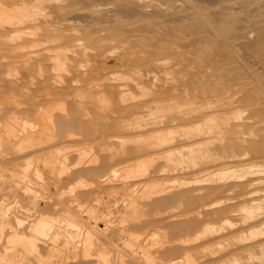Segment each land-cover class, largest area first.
Instances as JSON below:
<instances>
[{
	"label": "bare ground",
	"instance_id": "obj_1",
	"mask_svg": "<svg viewBox=\"0 0 264 264\" xmlns=\"http://www.w3.org/2000/svg\"><path fill=\"white\" fill-rule=\"evenodd\" d=\"M216 1L0 0V94H8L0 102V264H111L104 247L93 252L94 228L85 229L71 207L82 208L78 189L117 184L124 198L112 203L126 214L146 216L148 201L174 191L205 200L186 211L191 231L171 242L182 254L166 264H199L200 257H220L210 264H264V72L246 56L264 57V16L257 14L260 4L240 0L260 19L252 22L256 14L249 9L251 24L246 19L248 29L238 31V20L241 29L245 21L237 11L245 8L234 16L236 1L219 0L213 7ZM191 34L204 52L201 59L227 62L226 78H218L221 67L218 75L182 67L187 53H194V47L187 52L193 43L184 46ZM123 38L133 47L124 42L118 48ZM34 71L43 83H36ZM72 110L76 123L59 126ZM82 122L102 124L81 137L74 129ZM98 162L106 174L93 175ZM46 200L61 209L58 216H44L39 204ZM181 200L155 207L152 218L175 211ZM96 206L88 218L102 222L96 231L106 235L115 207L107 205L108 212ZM20 211L27 212L24 218ZM62 222L69 229H61ZM119 225L123 246L140 262L157 264L152 247L161 233L151 225L147 236Z\"/></svg>",
	"mask_w": 264,
	"mask_h": 264
},
{
	"label": "rangeland",
	"instance_id": "obj_2",
	"mask_svg": "<svg viewBox=\"0 0 264 264\" xmlns=\"http://www.w3.org/2000/svg\"><path fill=\"white\" fill-rule=\"evenodd\" d=\"M219 1V0H218ZM218 1H216V2H212V4L213 3H216V4H218L217 2ZM231 1V2H230ZM228 0V2L229 3H234V1H236V3L237 4H239L238 2H240V0ZM249 1L250 0H248V1H245V2H247V3H249ZM255 2H256V5L257 4H262L261 6L259 5H255L254 6V3L255 2H253V0H251L250 1V6H252V7H255V8H258V10L259 11H263L261 14L259 13V11H258V13L257 12H255V8H252V7H248V4L246 5L245 4V2H244V6H242V4L240 3L238 6L237 5H235L236 3H234V5L236 6V8H235V6L232 8V9H234V10H231L230 12H231V14L233 13L234 14V12L236 11V9L237 10H239V9H244L245 8V10H239V11H237V13H238V15H242V14H244V16H243V20L245 21L246 19H247V21H248V23H249V21H250V19L251 18H249V17H252V15H250L253 11L255 12V14L257 13V14H259L261 17H263L264 16V9H261L262 7H264V0L263 1H260V0H254ZM260 2H262V3H260ZM220 4V3H219ZM218 4V5H219ZM211 5V4H210ZM214 5L215 4H213V7H214ZM220 6V5H219ZM247 8H246V7ZM212 6H207V11H209V8H211ZM215 7H217L216 5H215ZM261 7V8H260ZM206 8V7H205ZM239 8V9H238ZM253 9V11L251 10H249V9ZM248 9V10H247ZM247 10V11H246ZM257 10V9H256ZM248 13V11H250L248 14L250 15V16H248L247 15V13ZM241 12V13H240ZM245 12V13H244ZM253 12V13H254ZM232 14V15H233ZM245 14H246V16H245ZM257 14L254 16V20L253 19H251V21L253 22V21H255V18H257ZM236 15V12H235V14H234V16ZM260 16L256 19V20H258V19H260ZM247 17V18H246ZM214 18H215V16H214ZM213 18V19H214ZM216 18H217V16H216ZM253 18V17H252ZM217 19H219V18H217ZM238 19H239V17H238ZM249 19V20H248ZM214 20H216V19H214ZM247 21H245V23L243 24V29H241L242 27V23H241V21L240 20H238V31H242V30H246V28L248 27V25L249 24H251V21H250V23L249 24H246L247 23ZM240 22V23H239ZM247 25V26H246ZM246 26V27H245ZM245 27V28H244ZM248 29V28H247ZM228 34V33H227ZM192 36H193V34H191ZM226 35V34H225ZM196 37H197V35H196ZM194 38V41L192 40ZM125 39L126 38H123V42H118L117 43V47L119 48L120 47V45L121 46H124L123 45V43L125 42ZM188 39H189V41H186L185 42V45L184 46H191L192 45V43H193V46L192 47H188V50H187V52H190L191 50L190 49H192L193 47H194V49H192V50H194L193 52V54L192 55H190L191 54V52L188 54L187 52V60H186V63H188L187 65H186V63H185V67H184V64H183V68H187V70H189V72L190 73H196V72H198L197 70L199 69V70H201L202 71V69L203 70H205L206 71V69H209V70H207V73L208 72H210V73H208V74H211V73H214L216 70H217V74H216V72H215V75H218V72H219V74L221 73H223L224 75H220L219 77L218 76H216V77H218V78H223V76L225 77H227V74L229 73L228 71H229V69L228 68H226V69H228V71H224V70H226L225 68H222V67H228V64H227V62L224 60V59H222V58H220V59H218V61H215V62H207V59H206V57H205V59H201V57L202 58H204V56L205 55H203V51H200L199 50V48L198 47H196V45L194 44V42H195V37L193 36V37H191V41L192 42H190V37L188 36ZM127 40V39H126ZM235 40H233V44L234 43H236V41L234 42ZM127 42V41H126ZM126 42L124 43V44H126ZM131 41H129V42H127L128 43V46H124L125 48H130V47H133V46H131L130 44H132V42L130 43ZM119 43H120V45H119ZM188 43H190L189 45H186V44H188ZM232 43V42H231ZM133 45V44H132ZM127 48V49H128ZM135 49L137 48V47H134ZM139 49V48H138ZM141 49V48H140ZM187 49V48H186ZM185 50V49H184ZM190 50V51H189ZM186 51V50H185ZM197 52V53H196ZM202 52V53H201ZM253 52V51H252ZM254 53V52H253ZM252 53V54H253ZM255 53H257V52H255ZM194 54L197 56H194ZM199 54H201V55H199ZM251 54V52H249L248 54H246V56L247 55H249V58L247 57V60H250L249 62H251V64H252V66H254V65H256V68L255 69H257L258 71H260V75H261V73H262V71L264 72V57L262 56V55H260L259 53H257V54H259L258 55V57H257V54H253V56H251L250 55ZM198 55H199V57H198ZM203 55V56H202ZM254 55H256L255 57H257V58H253L254 57ZM201 56V57H200ZM251 56V57H250ZM166 59H171L172 58V56L171 55H165L164 56ZM168 57V58H167ZM170 57V58H169ZM190 58H192V61H190L191 59ZM200 58V59H199ZM252 58L253 59H255L254 60V62L252 61ZM199 59V60H198ZM257 59V60H256ZM202 60H205V61H203L204 62V64H205V69L203 68V62H200V61H202ZM222 61H224V64H222L221 62ZM190 62H194V65H193V63H190ZM226 62V63H225ZM196 63V64H195ZM214 63H216V65L214 64ZM258 63V64H257ZM260 63V64H259ZM192 65V66H194V68H195V71H194V69L192 68V66H190V65ZM203 64V65H202ZM207 64H209L210 66H211V64H213L212 65V68L209 66V65H207ZM195 65H197V66H195ZM220 65V66H219ZM225 65V66H224ZM187 66V67H186ZM202 66V67H201ZM215 66H217V67H215ZM0 67H3L2 66V64L0 63ZM191 67V68H190ZM220 67L222 68V70H223V72H221L222 70L220 69ZM210 68L212 69V70H210ZM197 69V70H196ZM214 69H215V71H214ZM218 69H220V70H218ZM0 70H1V68H0ZM227 72V73H226ZM4 74V73H3ZM2 73L0 74V75H3ZM34 74V76H36V83H43L41 80H38L39 79V77H38V74H36L35 75V71H34V73H32V75ZM263 74V73H262ZM225 77V78H226ZM39 81V82H38ZM5 94V95H4ZM3 95L2 94H0V102H2V103H4L6 100H7V95L8 94H6V93H4ZM6 97V98H5ZM22 97H24V96H22ZM22 97H20L21 99H22V101H27L26 99H28V97H24V98H22ZM4 98H5V100H4ZM6 107V106H5ZM73 111V110H72ZM70 112L71 113V115H73L72 117L70 116L69 117V119H65V118H58L57 120V124L59 125V126H63V123H65L66 125L67 124H69V122H74V123H76V119H74V117H75V113H74V111L73 112ZM95 117H97V118H99V120H100V116H97V115H95ZM68 120V121H67ZM75 120V121H74ZM100 121H102V120H100ZM61 124V125H60ZM80 124V122L78 123V125ZM91 124V123H90ZM89 123L88 124H86V123H84V122H82L81 123V125L80 126H77L74 130L75 131H79V132H81L82 134H81V137H85V136H88V134H90V133H93L94 131H95V129L97 128V125L99 126L100 124H102L101 122L100 123H94V125L93 124H91V126H89L90 125ZM68 126V125H67ZM66 127V126H65ZM64 126H63V128H65ZM79 127V129H77ZM85 127L87 128V129H85ZM88 127H90V128H88ZM66 129V128H65ZM85 130V131H84ZM88 130V131H87ZM88 134H87V133ZM86 133V135L84 136V134ZM96 151L98 152V149H96ZM33 155H35L34 153H32ZM32 154H30L33 158L32 159H34V156L32 155ZM72 154H73V156L75 157L76 156V154L74 153V152H72L71 153V159H70V161H74V157L72 156ZM107 154V153H106ZM105 153H103V154H99V155H101V159L100 160H104L105 161V159H103L102 157H103V155H105V156H107ZM99 164V165H98ZM102 164V163H101ZM99 162L98 163H95V164H92L93 165V167L94 168H92V165H91V167H87L88 169H90V168H92V169H90L91 171H92V173H93V175L94 174H96L97 175V173L99 174V171L101 172V175H103L104 173L106 174V172H107V169H103V168H99V166L101 165ZM107 164V162H104L103 163V165L105 166ZM109 164V163H108ZM108 164H107V166L106 167H108ZM97 166V167H96ZM99 168V169H98ZM98 171V172H97ZM106 171V172H105ZM109 173V172H108ZM93 175H91V176H93ZM95 175V177H89L88 176V178L90 179L91 178V180H94L93 178H95V180H96V178H97V176ZM67 185V184H66ZM118 185V184H117ZM110 185L109 187L110 188H108L107 189V186H94L93 188H88V189H78L77 190V195H79L80 197H81V199H82V197H83V199H82V202H83V205H82V210L78 207V206H76V205H73V207H71V210L72 209H75V210H72L73 211V213L75 214V213H77V215H78V213H79V215L81 216V218H82V222H83V224L82 225H84V227H85V229H86V227L88 226V224H90V225H92L93 226V228H94V236H92V238H91V240H90V242H92L91 243V245H92V249H93V252H96V250H98V249H100L101 248V250H103V247L105 248V250H107V251H109L110 252V255H111V259H112V261H111V264H122L121 263V260H123L122 262H127L126 264H142L143 262V264H147V263H145V261H141L140 262V260H138V258H137V255H135L134 254V252L133 251H130L131 249H129L128 247H124L123 246V244H122V241L120 242V240L121 239H119V234L117 233L118 232V227L120 226L119 224H121V225H124L125 226V228L126 229H128V230H130L129 232H133V233H137V234H142V235H145V236H147L148 234L147 233H149L148 231H151V230H153V231H156V230H158V232H160L161 233V236H159V240L160 241H157L156 242V244L154 243L157 239H155L154 240V242L153 241H149V243L150 242H152V243H154V246L152 247V256L153 255H155L154 257H155V261L157 262V264H159V262H161V264H163V263H167L169 260H171L172 258H178V257H180L181 256V252H180V250L178 249V248H176V246H174L175 244L173 243H171V242H173V240H175V238H177L178 236H180V235H182V234H186V233H188L189 232V230L191 231V229H190V227H192V226H190L189 224H188V226H190L189 227V229H188V227H187V229H186V224L187 223H190V222H192V221H189V222H187L188 220H186L185 218H184V216H185V214H188L187 212H190V210L192 211V210H194L195 208H197L200 204H202L205 200H203V199H200V198H197L195 195H193V194H191V193H188V192H186L185 194H183V193H181L180 195L179 194H177L178 192L177 191H174V193L175 192H177V193H175V195H174V193L172 192V194H170V195H167V196H169V199H168V197L167 196H161V197H159V196H156V197H154V198H152V202L154 203V204H152V202L150 201H148V203L150 204V206L149 207H151L150 209L152 210H150L149 208H148V210H146L143 214L144 215H146V214H148V215H146V216H140L139 214H132L133 213V211H128V214H126L127 213V211L125 212V209H123V208H119V210L116 212V210L118 209V207H120V206H118L117 205V209H116V206L114 205L115 203H114V200H115V202H118V203H116V204H120L121 203V201H122V198H124V195L121 193V191L119 192V190L118 189H121L123 186H122V184L121 185ZM64 187H66L65 186V184L63 185ZM99 187V188H98ZM101 187V188H100ZM103 187V188H102ZM106 187V188H105ZM114 187H117V188H115V191H111V189L113 188L114 189ZM119 187V188H118ZM104 190V191H103ZM106 190V191H105ZM110 190V191H109ZM99 191H103L102 193L105 195V196H101V198H100V195L98 194V192ZM107 191H108V193L109 192H112L111 194L109 193H107ZM117 191V192H116ZM97 194V195H96ZM102 195V194H101ZM106 195L107 196H109L108 198L106 197ZM122 195V196H121ZM172 195L173 196H175V197H172ZM192 195V196H191ZM67 196V195H66ZM66 196L64 197V200H66V199H68V197L66 198ZM178 196V197H177ZM104 197H106L107 199H105ZM196 197V198H195ZM225 197H229V194L228 195H226ZM230 197H233V195L232 196H230ZM96 198V199H95ZM97 198H100V199H97ZM160 198V199H159ZM178 198H180V200L182 201V204L180 205V207L179 208H177L175 211H172V212H170V213H165V214H162L163 216H155L154 218H152L154 215H153V213H154V211H157V209H164V208H166V206L168 205V203H170L171 202V204H170V207H171V205H173V204H175L176 203V201L178 200ZM86 199V200H85ZM88 199V200H87ZM93 199H95V200H97V201H101L102 202V204L100 203V204H98L100 207H101V209H105L106 207H107V205H108V207L110 206L111 207V209H112V207H115V208H113V210L114 211H112L113 212V214H112V212H110L111 210L109 209H107L106 208V210H108V212H110L111 213V215H113L114 217H112L111 218V220L113 221V224H115V225H113V224H110L111 226H109V229L110 230H108V233H106V235H105V233L104 234H101V233H97V231L98 230H100L99 229V226L100 227H103V224H101L102 222H99L98 221V223H95L92 219H89L88 217V209L90 208V207H92V205H94V206H96L95 205V203H94V200ZM114 199V200H113ZM157 199V200H156ZM162 199V200H161ZM90 200V201H89ZM109 200H111V201H109ZM113 200V201H112ZM165 202H164V201ZM105 203H104V202ZM107 201V202H106ZM202 201V202H201ZM45 202V203H44ZM44 202H40V204H39V207L41 208V211L43 212V214H44V216H46L47 214H48V216L49 215H52V217L54 216V217H56V216H58L59 214H60V211H61V209H59V207L57 208L56 206H55V204H54V202H48L47 200L46 201H44ZM47 202V203H46ZM89 204H88V203ZM90 202L92 203V204H90ZM114 204H113V203ZM143 204L144 203H147V202H142ZM200 203V204H199ZM155 204H156V206H155ZM160 204V205H159ZM50 205V206H49ZM87 205V206H86ZM96 206L97 208L99 207V206ZM105 206V208H104V206ZM112 205V206H111ZM114 205V206H113ZM164 205H166V206H164ZM72 206V205H71ZM75 206V207H74ZM102 206H103V208H102ZM183 206V207H182ZM185 206V207H184ZM78 207V208H77ZM157 209H156V208ZM162 207V208H161ZM167 207H169V205L167 206ZM43 208V209H42ZM57 208V209H56ZM77 208V209H76ZM155 208V209H154ZM53 209V210H52ZM84 209V210H83ZM162 209V210H163ZM46 210V211H45ZM78 210V211H77ZM150 210V211H149ZM154 210V211H153ZM178 210V211H177ZM57 211V212H56ZM187 211V212H186ZM26 211H20L19 213H20V215H21V217H22V215H23V213H25ZM47 212V213H46ZM116 212V213H115ZM123 212V213H122ZM130 212H132V213H130ZM186 212V213H185ZM27 213V212H26ZM26 213L24 214V216L22 217V218H24L25 217V215H26ZM54 213V214H53ZM56 213V214H55ZM81 213V214H80ZM85 213V214H84ZM173 213V215H171ZM179 213V214H178ZM121 214H123V215H121ZM168 216H167V215ZM78 215V216H79ZM121 215V216H120ZM124 215H125V217H126V215H128L127 217H128V219H126V218H124L125 219V221H124V223H118V220H120V217H124ZM150 215V216H149ZM153 215V216H152ZM132 216V217H131ZM137 216H139V217H142V218H140V220L138 219V217ZM148 216V217H147ZM178 217V218H176V217ZM136 217V218H135ZM165 217H167V218H165ZM183 217V218H182ZM119 218V219H118ZM121 218V219H122ZM130 218V219H129ZM135 218V219H134ZM173 218H176V219H173ZM88 220L86 223L84 222V220ZM173 219V220H172ZM145 220V221H144ZM128 221V222H127ZM136 221V222H135ZM147 221H148V223H147ZM115 222V223H114ZM138 222V223H137ZM153 222V223H152ZM92 223V224H91ZM104 223V222H103ZM165 223V224H164ZM128 224V225H127ZM155 224V225H154ZM161 224V225H160ZM55 225V224H54ZM61 225H63L62 227H60L61 229L63 228V230L64 231H66L65 230V228L66 229H69V227H68V225L67 224H65L64 222H62L61 223ZM105 225V224H104ZM151 225V226H150ZM157 225V226H156ZM165 225V226H164ZM185 225V226H184ZM95 226V227H94ZM151 227V230H150V227ZM168 226V227H167ZM178 226V227H177ZM83 227V226H82ZM83 227V228H84ZM134 227V228H133ZM149 227V228H148ZM157 227H159V228H157ZM184 227V228H183ZM92 228V229H93ZM176 228V229H175ZM60 229V230H61ZM155 229V230H154ZM62 230V231H63ZM97 230V231H96ZM113 230V231H112ZM115 230H116V232H115ZM127 230V231H128ZM148 230V231H147ZM164 231V232H163ZM143 232H145L144 234H143ZM115 233V234H114ZM147 234V235H146ZM166 234V236H164ZM83 235V234H82ZM81 235V236H82ZM101 235V236H100ZM103 235V236H102ZM80 236V237H81ZM96 236V237H95ZM99 236V237H98ZM150 236V235H149ZM148 236V237H149ZM79 237V238H80ZM101 237L103 238V239H101ZM167 237V238H166ZM76 238V237H75ZM82 238H84V237H81L80 239H82ZM106 238V239H105ZM117 238V239H116ZM157 238H158V236H157ZM78 239V238H77ZM97 239V240H96ZM107 241H105V240ZM165 239V240H164ZM167 239V240H166ZM62 240H64V237L63 238H61V240H60V242L61 243H63L62 242ZM103 240V241H102ZM171 240V241H170ZM111 243H110V242ZM113 241V242H112ZM143 241H144V237L142 236V238H140V240H139V243L137 242V244H141V243H143ZM162 241H165V244H164V242H162ZM170 241V242H169ZM79 242V241H78ZM102 243V244H100V243ZM141 242V243H140ZM159 242H161V244L159 243ZM168 242V243H167ZM60 243V244H61ZM75 243H77V242H75ZM95 243V244H94ZM119 243V244H118ZM94 244V245H93ZM97 244V245H96ZM113 244H115L114 246H113ZM117 244V245H116ZM151 244V243H150ZM149 244V245H150ZM164 244V245H163ZM168 244V245H167ZM170 244V245H169ZM61 245H63V244H61ZM99 245H100V247H99ZM102 245V246H101ZM108 245V246H107ZM149 245L147 246V247H149ZM152 245V244H151ZM162 246V248L160 249V247ZM93 246H94V248H93ZM98 246V247H97ZM109 246H113V247H111V249L109 248ZM157 248H156V247ZM166 246V247H165ZM168 246H169V248H168ZM123 247V248H122ZM174 247V248H173ZM107 248V249H106ZM109 248V249H108ZM115 248V249H114ZM118 248V249H117ZM120 248H122V249H120ZM157 250V249H159V250H155V249ZM62 249L64 250V248L62 247ZM66 249V248H65ZM126 251H125V250ZM179 250V251H176V250ZM62 250V251H63ZM122 250V251H121ZM66 251H67V249H66ZM66 251H63V253H65V254H68V251H67V253H66ZM123 251H125L127 254H129V256L126 254L125 255V253H123ZM108 252V253H109ZM121 254H120V253ZM157 252V253H156ZM117 253V254H116ZM132 253V254H131ZM158 255V256H156V254ZM160 253V254H159ZM162 253V254H161ZM131 254V255H130ZM135 256H134V255ZM178 254V255H177ZM120 255H122V256H124L125 258H127V259H125V258H122V256H121V258H120ZM132 256V257H131ZM134 256V257H133ZM177 256V257H176ZM117 257H119V258H117ZM161 258V259H160ZM203 257H200L199 258V260H198V262H199V264H210V263H212L213 261H217L218 259H220V257L218 258V257H216V258H208V257H204L203 259H202ZM120 261H119V260ZM136 259V260H135ZM169 259V260H168ZM201 259V260H200ZM161 260V261H160ZM204 260V261H203ZM33 261V260H32ZM31 261V264H36L35 263V261L34 262H32ZM93 261V260H92ZM92 261H90V263L92 262ZM115 261V262H114ZM117 261V262H116ZM119 261V262H118ZM130 261V262H129ZM133 261V262H132ZM138 261V262H137ZM165 261V262H164ZM86 262H88V261H85V263ZM95 262V261H94ZM132 262V263H131ZM209 262V263H208ZM89 263V264H90ZM41 264H43V263H41ZM62 264H64V263H62ZM69 264H72V263H69ZM91 264H93V262L91 263ZM124 264V263H123ZM148 264H150V263H148Z\"/></svg>",
	"mask_w": 264,
	"mask_h": 264
}]
</instances>
